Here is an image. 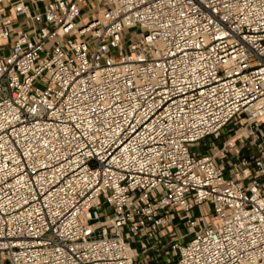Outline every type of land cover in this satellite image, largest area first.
Wrapping results in <instances>:
<instances>
[{
	"label": "built area",
	"instance_id": "2783aa9c",
	"mask_svg": "<svg viewBox=\"0 0 264 264\" xmlns=\"http://www.w3.org/2000/svg\"><path fill=\"white\" fill-rule=\"evenodd\" d=\"M262 120L264 0H0V264H264Z\"/></svg>",
	"mask_w": 264,
	"mask_h": 264
},
{
	"label": "rangeland",
	"instance_id": "374dc122",
	"mask_svg": "<svg viewBox=\"0 0 264 264\" xmlns=\"http://www.w3.org/2000/svg\"><path fill=\"white\" fill-rule=\"evenodd\" d=\"M138 32V29L137 28H132V29H127L125 30V33H124V38H123V41L126 43V42H132L135 38H134V34ZM56 43L55 40L51 41L49 44H48V47H52L54 44ZM261 123L264 124V120L261 121ZM232 128H233V125H230L228 128H226L223 133L226 134V132L230 129L232 131ZM222 139H220L218 141L221 142ZM194 147V146H193ZM208 148V149H207ZM198 149V148H196ZM201 151L205 152L206 150H208V153H211L208 145L207 146H201L200 148ZM203 210L205 213H208V208H207V205L204 204L202 206ZM193 213L195 215H198L200 213V209L199 207H196L195 210H193ZM214 217V214L212 213L210 216H208L209 219L213 218ZM170 231L172 232V236H174L175 234H180V235H184L186 233H188L189 229L187 228V225L186 224H179L177 225V229H174L173 227H171ZM171 238V237H169ZM150 248V254H151V257L150 258H143V259H140V260H137L135 262V264H167L166 262V259L168 258V254L167 252H170V248L167 247L165 249H162L160 247V251L158 252L157 250H154V249H151V247L149 246ZM154 252V254H153ZM156 256V257H155Z\"/></svg>",
	"mask_w": 264,
	"mask_h": 264
},
{
	"label": "crops",
	"instance_id": "0c3cea01",
	"mask_svg": "<svg viewBox=\"0 0 264 264\" xmlns=\"http://www.w3.org/2000/svg\"><path fill=\"white\" fill-rule=\"evenodd\" d=\"M205 152H207V153H208V150H206Z\"/></svg>",
	"mask_w": 264,
	"mask_h": 264
}]
</instances>
